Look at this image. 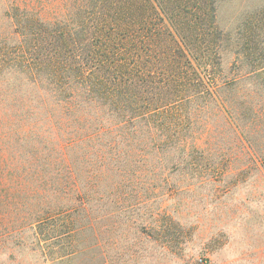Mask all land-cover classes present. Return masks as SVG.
Listing matches in <instances>:
<instances>
[{
	"label": "trees",
	"instance_id": "1",
	"mask_svg": "<svg viewBox=\"0 0 264 264\" xmlns=\"http://www.w3.org/2000/svg\"><path fill=\"white\" fill-rule=\"evenodd\" d=\"M219 2L12 0L11 33L0 36V174L35 183L38 197L72 196L71 211L86 213L82 151L104 162L121 146L156 159L192 149L191 104L214 101L228 115L227 87L264 76L261 62L222 75Z\"/></svg>",
	"mask_w": 264,
	"mask_h": 264
},
{
	"label": "rangeland",
	"instance_id": "2",
	"mask_svg": "<svg viewBox=\"0 0 264 264\" xmlns=\"http://www.w3.org/2000/svg\"><path fill=\"white\" fill-rule=\"evenodd\" d=\"M11 3L0 0V36ZM216 16L228 38L222 75L264 65V0H220ZM226 95L228 115L191 104L192 149L156 159L121 146L103 163L82 151L86 213L71 211L72 196L38 197L35 183L0 174V264H264V76Z\"/></svg>",
	"mask_w": 264,
	"mask_h": 264
}]
</instances>
